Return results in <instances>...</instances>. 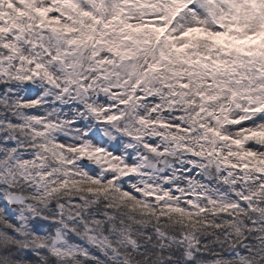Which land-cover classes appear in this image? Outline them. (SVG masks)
<instances>
[{"label": "snow or ice", "instance_id": "1", "mask_svg": "<svg viewBox=\"0 0 264 264\" xmlns=\"http://www.w3.org/2000/svg\"><path fill=\"white\" fill-rule=\"evenodd\" d=\"M0 264H264V0H0Z\"/></svg>", "mask_w": 264, "mask_h": 264}]
</instances>
